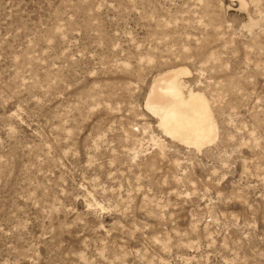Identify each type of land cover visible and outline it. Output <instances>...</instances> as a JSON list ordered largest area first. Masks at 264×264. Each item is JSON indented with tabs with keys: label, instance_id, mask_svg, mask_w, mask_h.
<instances>
[{
	"label": "rangeland",
	"instance_id": "obj_1",
	"mask_svg": "<svg viewBox=\"0 0 264 264\" xmlns=\"http://www.w3.org/2000/svg\"><path fill=\"white\" fill-rule=\"evenodd\" d=\"M178 67L202 151L145 110ZM0 264H264V0H0Z\"/></svg>",
	"mask_w": 264,
	"mask_h": 264
},
{
	"label": "bare ground",
	"instance_id": "obj_2",
	"mask_svg": "<svg viewBox=\"0 0 264 264\" xmlns=\"http://www.w3.org/2000/svg\"><path fill=\"white\" fill-rule=\"evenodd\" d=\"M192 76L187 67L171 68L153 81L145 110L172 142L197 151L213 146L220 126L213 106L199 90L186 91L184 80Z\"/></svg>",
	"mask_w": 264,
	"mask_h": 264
}]
</instances>
